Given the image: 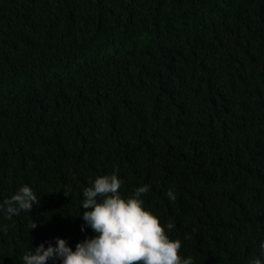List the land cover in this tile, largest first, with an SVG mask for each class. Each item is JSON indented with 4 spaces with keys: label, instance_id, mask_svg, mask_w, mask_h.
I'll use <instances>...</instances> for the list:
<instances>
[{
    "label": "trees",
    "instance_id": "obj_1",
    "mask_svg": "<svg viewBox=\"0 0 264 264\" xmlns=\"http://www.w3.org/2000/svg\"><path fill=\"white\" fill-rule=\"evenodd\" d=\"M113 170L192 264L259 254L264 0H0V201L37 196L0 214V264L93 235L81 189Z\"/></svg>",
    "mask_w": 264,
    "mask_h": 264
},
{
    "label": "clouds",
    "instance_id": "obj_2",
    "mask_svg": "<svg viewBox=\"0 0 264 264\" xmlns=\"http://www.w3.org/2000/svg\"><path fill=\"white\" fill-rule=\"evenodd\" d=\"M122 184L115 170L89 178L81 189L82 211L78 215L83 221L81 231L87 227L94 234L77 241L74 248L60 236L55 237V243L49 240L47 246L41 242L23 253V264H47L49 260L59 264H192L193 258L180 251L181 240L170 236L174 223H162L145 206L143 196L150 186L141 184L122 194ZM166 195L175 199L172 189ZM36 203L35 192L24 183L0 201V214L11 220L21 211L29 212ZM0 228L7 230V226ZM248 264H264V240L259 243V254Z\"/></svg>",
    "mask_w": 264,
    "mask_h": 264
}]
</instances>
